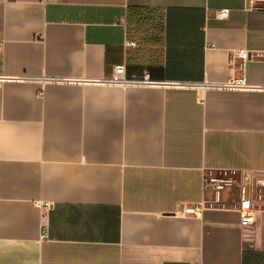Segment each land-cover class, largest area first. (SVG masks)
I'll list each match as a JSON object with an SVG mask.
<instances>
[{
    "label": "crops",
    "instance_id": "crops-1",
    "mask_svg": "<svg viewBox=\"0 0 264 264\" xmlns=\"http://www.w3.org/2000/svg\"><path fill=\"white\" fill-rule=\"evenodd\" d=\"M240 49L264 51L249 0H0V264H264L237 193L183 212L214 171L264 174V60ZM117 64L151 82L107 83Z\"/></svg>",
    "mask_w": 264,
    "mask_h": 264
},
{
    "label": "built area",
    "instance_id": "built-area-1",
    "mask_svg": "<svg viewBox=\"0 0 264 264\" xmlns=\"http://www.w3.org/2000/svg\"><path fill=\"white\" fill-rule=\"evenodd\" d=\"M250 6L254 8H264V0H249ZM229 13V9L227 7L218 8L215 10L214 14L216 17L223 18L226 17ZM131 45H135L134 42H128ZM236 55L246 59L249 58H259L264 60V51H248L245 49H240L236 51ZM40 80H48L46 78ZM109 84L116 85H129V84H138V83H148L151 82L149 80L148 74L144 73L141 77H129L126 75L125 66L123 64H117L113 66L111 76L106 80ZM201 87H213V88H225V89H244L247 87H252V85L248 84L246 79L241 77H230L226 81L222 83H208L204 81ZM255 88H262L264 86L256 85ZM210 186L214 190V198L213 201H200L194 206H187L183 208V212L188 213H197L206 206H211L213 202L219 201V196L221 190L224 188L223 184L217 179L213 178H204L203 179V187ZM264 187V174H256L249 173L247 175V184L246 186H242L241 194L239 196V205H238V213L240 222L243 225L252 224L255 220V216L257 213L264 211V199L259 202V198H261V190ZM264 190V188H263ZM49 203H44L45 207H48ZM46 234L45 225L41 226V237H44ZM162 264H194L191 262H164Z\"/></svg>",
    "mask_w": 264,
    "mask_h": 264
},
{
    "label": "rangeland",
    "instance_id": "rangeland-1",
    "mask_svg": "<svg viewBox=\"0 0 264 264\" xmlns=\"http://www.w3.org/2000/svg\"><path fill=\"white\" fill-rule=\"evenodd\" d=\"M208 178L217 179L220 181L224 188L222 190H229L231 194L237 193L238 196L241 194L242 186H246L247 184V176L243 173H235V172H224V171H214L211 173ZM264 188V187H263ZM261 190V198H259V202L264 199V190Z\"/></svg>",
    "mask_w": 264,
    "mask_h": 264
}]
</instances>
